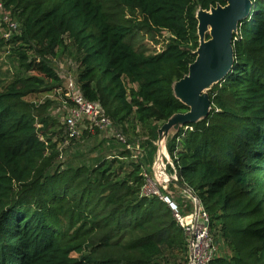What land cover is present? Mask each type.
<instances>
[{"label":"trees","instance_id":"16d2710c","mask_svg":"<svg viewBox=\"0 0 264 264\" xmlns=\"http://www.w3.org/2000/svg\"><path fill=\"white\" fill-rule=\"evenodd\" d=\"M252 1L234 35L233 67L208 90L210 114L167 144L179 180L230 251L218 247L210 264H264V0ZM1 2L23 32L0 38V264H187L184 228L159 195L145 194L144 162L127 145L139 134L157 149L160 127L190 109L173 84L197 58L196 11L227 0ZM71 48L81 94L127 139L64 160L68 130L53 129L49 99L29 97L61 87L48 57Z\"/></svg>","mask_w":264,"mask_h":264},{"label":"water","instance_id":"95a60500","mask_svg":"<svg viewBox=\"0 0 264 264\" xmlns=\"http://www.w3.org/2000/svg\"><path fill=\"white\" fill-rule=\"evenodd\" d=\"M253 7L252 0H227L225 6L217 5L203 11L202 20L198 19L199 47L197 58L189 67V72L182 79L174 82V95L190 109L185 113L173 115L158 130V158L169 155L168 140L184 125L206 118L212 108L208 90L222 81L233 67L234 35L238 33L239 23L246 19ZM210 25V38H206L204 30ZM206 90V92H204ZM201 102V105H193ZM162 152V153H161ZM171 158V157H170ZM169 183H174L188 195L197 200L196 211L201 201L191 189L181 182L176 175H169Z\"/></svg>","mask_w":264,"mask_h":264},{"label":"rangeland","instance_id":"374dc122","mask_svg":"<svg viewBox=\"0 0 264 264\" xmlns=\"http://www.w3.org/2000/svg\"><path fill=\"white\" fill-rule=\"evenodd\" d=\"M1 2V0H0ZM196 14L200 17L202 20V14L203 11L198 9L196 11ZM14 18V17H13ZM210 31H211V26L208 25L205 30V36L207 38V35L210 36ZM8 30H1V36L5 33H7ZM23 31L20 30V32H11V37L20 35ZM208 39V38H207ZM145 41H148V39L144 38ZM158 48L161 46L158 44ZM71 50V51H70ZM68 53L66 54H60L59 57L55 58H50L48 59L53 60L52 67L55 69L57 72L58 76L62 80V85L61 87L59 86H54L55 88L51 90H46L41 93H38L36 95H33L32 97H29L30 99L40 103H44L47 99H49L52 102V105L49 109L50 114L56 119L57 125L53 128L55 131H63L67 130L68 128V121L70 118V112L71 109H74L75 106L72 103V100L70 99V96L68 95V88L67 85L69 86L71 83L75 84V90L77 91V78H78V66H79V59L77 57L76 51L71 48ZM8 54L5 55V58L7 59L6 63L9 65H15L17 66V60L15 57L8 59L7 58ZM34 57H37L35 54L31 53L30 58L34 59ZM30 74H33L30 72ZM73 84V85H74ZM130 86V85H129ZM206 92V90L204 91ZM201 102H195L193 105H201ZM79 130H80V137H70L69 134V139L67 141V146L66 150L64 152V160L68 159L66 156L72 155L76 151H81L84 152L86 150H93V149H98L99 143L105 140L106 142H110L109 144L112 145V147L119 143V139L116 138L114 135V131L112 130H101L97 128H90V124L87 120H83L82 123H79ZM123 136L127 139V136L123 134ZM134 136V134H133ZM139 134H135L134 136V141L135 144H131L134 149H136V154L138 157H133L134 160L136 161H143L145 165V170L144 173H147L148 175V182L147 186L145 188V191L148 192L149 194L155 192V191H161L164 187L167 186V190L170 187L171 183L168 182V178L166 175H164V170L166 171L167 175H175V167L173 164V161L170 157L167 155L164 156V161H165V166H163L162 157L159 156L158 158V145H157V140L159 136L157 135L156 141H154V145L157 149H148L145 148L141 144V141H139ZM129 138V137H128ZM139 145V147H138ZM114 147V149H115ZM128 149V148H127ZM95 156L97 154L96 151H93ZM106 153V152H105ZM109 153V152H107ZM115 156L116 152H112L111 156ZM91 156V157H93ZM161 159V160H160ZM161 168L163 174H159L160 171L159 169ZM159 172V173H158ZM162 192V191H161ZM170 198L174 199L178 203V207L181 211L182 214H184L183 209H182V204L183 202L184 207H188L189 199H188V194L183 191V189L179 188L178 186H175V188H172L169 191ZM191 203V202H190ZM192 212H193V207H192ZM218 247H219V254H227L230 255V251L228 250L227 246L223 243V241H219Z\"/></svg>","mask_w":264,"mask_h":264},{"label":"built area","instance_id":"2783aa9c","mask_svg":"<svg viewBox=\"0 0 264 264\" xmlns=\"http://www.w3.org/2000/svg\"><path fill=\"white\" fill-rule=\"evenodd\" d=\"M1 30H8V32L2 37ZM20 30L22 31L21 23L15 20L11 13L6 10L4 4L0 2V38L10 39L12 38L11 32H20ZM20 35H22V33ZM73 84L71 83L69 86L67 85L68 95L75 106L74 109H71L70 118L67 124L69 136L80 137L81 133L79 130V123H82L83 120H87L90 124V128L108 131L112 130L114 131L113 133L116 138L126 143V138L123 136L122 131L114 125L112 120L105 114L103 108L98 103L88 101L84 98L79 90V87L77 86L78 89L76 91L74 89L75 84ZM127 148L132 151L133 157H138L135 155L136 149H134L131 144H128ZM145 176L148 177L147 173H145ZM163 189H167V186ZM161 191H155L153 193L159 195L163 201L170 205L175 217L185 230L188 247L187 264H210L217 254L218 245L211 233L210 217L204 210L202 203L199 211H196L197 200L188 195L194 203V211L187 215H183L178 205L172 200V198ZM145 194L149 193L145 191ZM188 217L190 220L185 221V218Z\"/></svg>","mask_w":264,"mask_h":264},{"label":"crops","instance_id":"0c3cea01","mask_svg":"<svg viewBox=\"0 0 264 264\" xmlns=\"http://www.w3.org/2000/svg\"><path fill=\"white\" fill-rule=\"evenodd\" d=\"M100 143H102V142H100ZM99 143V144H100ZM110 142L108 141L107 142V144H108V146H112L111 144H109ZM180 188V187H179ZM188 199L190 200L189 201V205H188V207L186 208V207H184V202H183V204L181 205L182 206V209H183V212H184V214L183 215H187V214H189V213H191L192 212V207H193V211H194V203H193V201H192V199L188 196ZM191 202V203H190ZM190 220V218L188 217V218H185V221H189Z\"/></svg>","mask_w":264,"mask_h":264},{"label":"bare ground","instance_id":"6f19581e","mask_svg":"<svg viewBox=\"0 0 264 264\" xmlns=\"http://www.w3.org/2000/svg\"><path fill=\"white\" fill-rule=\"evenodd\" d=\"M161 153H162V152H161ZM160 160H161V159H160ZM161 161L163 162V166H165V161H164V159H162ZM159 171H160V173L158 172L159 174H161V173L163 174V172H162L161 168L159 169ZM164 175H166V176H167V178H168V181H169V175H167V174H166V171H165V170H164Z\"/></svg>","mask_w":264,"mask_h":264}]
</instances>
